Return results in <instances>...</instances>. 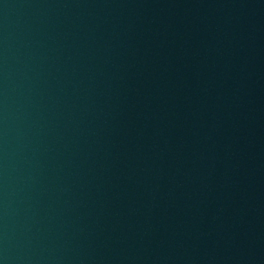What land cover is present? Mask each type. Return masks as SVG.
I'll use <instances>...</instances> for the list:
<instances>
[{"label":"water","instance_id":"1","mask_svg":"<svg viewBox=\"0 0 264 264\" xmlns=\"http://www.w3.org/2000/svg\"><path fill=\"white\" fill-rule=\"evenodd\" d=\"M0 264H264V0H0Z\"/></svg>","mask_w":264,"mask_h":264}]
</instances>
